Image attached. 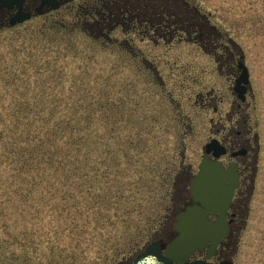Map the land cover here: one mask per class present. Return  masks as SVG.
I'll return each mask as SVG.
<instances>
[{"label": "rangeland", "instance_id": "rangeland-1", "mask_svg": "<svg viewBox=\"0 0 264 264\" xmlns=\"http://www.w3.org/2000/svg\"><path fill=\"white\" fill-rule=\"evenodd\" d=\"M83 1L36 14L20 25H0V115L19 106L17 97L48 112L58 106L51 99L66 100L60 108L73 107L83 91L88 102L91 87L105 94L114 83L119 112L110 124L117 131L108 126L105 112L104 120L92 122V129L104 139L99 142L102 152L92 151L88 158L96 161L100 173L108 165L115 166L114 173L103 177L106 187H80L76 197L70 195L72 187H52L56 196L50 187H35L29 199L12 195V202L4 195L6 207L1 204L0 209L5 207L7 213L0 221V264H117L133 259L155 238L167 244L177 234L176 213L184 207L189 183L202 160V145L210 135L211 111L203 107L201 93L210 91L211 76L201 68H209L202 56L209 62L211 58L186 43L155 46L151 39L141 41V34H123L120 26L114 39L134 38L148 52V71L138 74L124 66L119 52L94 49L84 35L73 32L62 42L59 35L40 29ZM204 1L203 8L212 11L228 0ZM231 1L229 8L237 18L243 6L263 9L264 3ZM251 17H262V12L254 11ZM56 68L64 71L63 76L53 74ZM79 77L87 82L81 88L75 81ZM0 179L5 194L8 167H0ZM234 247L235 264H264V194Z\"/></svg>", "mask_w": 264, "mask_h": 264}, {"label": "flooded vegetation", "instance_id": "flooded-vegetation-1", "mask_svg": "<svg viewBox=\"0 0 264 264\" xmlns=\"http://www.w3.org/2000/svg\"><path fill=\"white\" fill-rule=\"evenodd\" d=\"M204 2L132 0L130 12L134 29L146 32L145 36L155 46L186 43L211 58L209 62L202 56L209 68L206 65L201 70L211 76V88L207 94L202 91L201 100L211 115L210 135L202 145L201 155L202 159L209 157L228 170L227 186L235 191L227 212V237L211 258L205 248L195 252L191 260L206 259L220 264L233 258L235 238L240 239L247 230L253 207L264 194V3L263 9L243 6L237 18L229 8L230 2L234 4L231 0L223 1L219 4L221 8L216 6L212 11L203 8ZM23 9L33 14L51 10L44 0H25ZM18 10L17 6H0L1 20H10ZM254 11L260 15L262 12V17H251ZM188 187L189 195L176 218L194 202ZM217 217L218 214L212 216ZM173 229L176 232L174 224ZM160 240L165 243L163 238Z\"/></svg>", "mask_w": 264, "mask_h": 264}, {"label": "trees", "instance_id": "trees-1", "mask_svg": "<svg viewBox=\"0 0 264 264\" xmlns=\"http://www.w3.org/2000/svg\"><path fill=\"white\" fill-rule=\"evenodd\" d=\"M123 2L127 4L125 7L121 6ZM123 2L85 0L74 4L66 15L47 20L40 29L59 35L62 42L68 35H74L73 32L84 35L92 41L94 49L119 52L124 66L137 70L138 74H145L148 63L151 62L147 50L139 46L134 38L123 37L118 41L113 36L120 26L125 35L134 32L142 37L146 34L134 29L136 26L130 12L132 0ZM0 25H9V20L2 21L0 18ZM74 52L79 54L76 49ZM56 70H52L54 75L57 73L59 77L63 76V70ZM108 78H112V75ZM75 81L78 82V88L87 83L80 77ZM113 85L114 88L105 94L96 93L91 87V98L88 102L84 101L86 90L83 91L73 101V107L66 105V108H60L59 105L66 103V100L58 97L51 99L52 104L58 106L47 109L48 112L20 97L15 99V105L19 106L8 110L5 115H0V167L9 168V180L6 181L9 189L5 194L0 189V205L5 206L6 201L12 202V195L13 198L16 196L26 200L35 187H50L54 196L56 188L52 187H72L73 190L69 189L72 197L80 192V187H104V179L114 173L115 166L108 165L106 170L102 167L101 174V168L96 161L88 159L92 151H101L99 142L102 143L104 139L101 132L92 129L91 123L96 119H106L111 130L117 131L115 124H110L118 119L119 112L118 91L114 83ZM130 87L129 85V90ZM18 89L19 87L17 91ZM89 139H92L91 145ZM90 146L92 149H89ZM4 195H8L9 199H2ZM5 207L0 209V221L7 213ZM32 226L36 228L35 223ZM33 228L29 229L31 235L35 231Z\"/></svg>", "mask_w": 264, "mask_h": 264}, {"label": "water", "instance_id": "water-1", "mask_svg": "<svg viewBox=\"0 0 264 264\" xmlns=\"http://www.w3.org/2000/svg\"><path fill=\"white\" fill-rule=\"evenodd\" d=\"M25 0H0V4L13 7L18 4L20 10L12 18L11 23L24 22L31 18L32 14L22 10ZM58 8L60 3L55 0H44V3ZM211 148V144L208 145ZM210 151V150H208ZM216 164L212 160L205 159L200 165V172L193 181L191 188L196 202L186 211L178 215L176 228L180 235L167 248L166 256L161 255L160 248L151 246L141 254L133 264H211L204 261L184 262L197 250L204 248L209 242V256L217 250L218 245L228 232L226 212L232 198L234 188L227 186L229 180L228 171L222 167L216 170ZM220 212L217 221H213L210 215ZM221 264H234L225 261Z\"/></svg>", "mask_w": 264, "mask_h": 264}]
</instances>
